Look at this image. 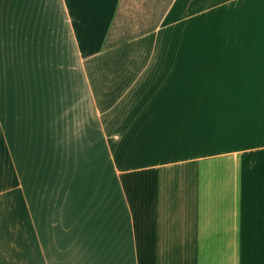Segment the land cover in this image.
Wrapping results in <instances>:
<instances>
[{
  "label": "crops",
  "instance_id": "1",
  "mask_svg": "<svg viewBox=\"0 0 264 264\" xmlns=\"http://www.w3.org/2000/svg\"><path fill=\"white\" fill-rule=\"evenodd\" d=\"M119 3L0 0V264H264V0Z\"/></svg>",
  "mask_w": 264,
  "mask_h": 264
},
{
  "label": "rangeland",
  "instance_id": "2",
  "mask_svg": "<svg viewBox=\"0 0 264 264\" xmlns=\"http://www.w3.org/2000/svg\"><path fill=\"white\" fill-rule=\"evenodd\" d=\"M170 0H120L111 28L110 39L125 38L156 25ZM95 93L100 94L96 76L92 73Z\"/></svg>",
  "mask_w": 264,
  "mask_h": 264
},
{
  "label": "trees",
  "instance_id": "3",
  "mask_svg": "<svg viewBox=\"0 0 264 264\" xmlns=\"http://www.w3.org/2000/svg\"><path fill=\"white\" fill-rule=\"evenodd\" d=\"M144 32V31H143ZM129 37V36H128ZM123 39V38H122ZM121 40V38H117V39H113V40H111V39H109L108 37L106 38V40H105V44L106 45H112V44H115L116 42H118V41H120Z\"/></svg>",
  "mask_w": 264,
  "mask_h": 264
}]
</instances>
